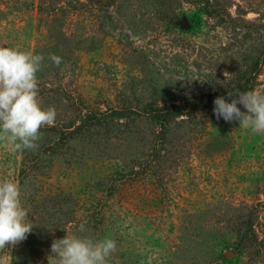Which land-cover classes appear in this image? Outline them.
Masks as SVG:
<instances>
[{"label":"rangeland","instance_id":"rangeland-1","mask_svg":"<svg viewBox=\"0 0 264 264\" xmlns=\"http://www.w3.org/2000/svg\"><path fill=\"white\" fill-rule=\"evenodd\" d=\"M42 1L0 0V47L44 57L37 98L56 111L36 149L0 143L33 225L0 264H49L67 234L113 239L107 264H264V134L213 113L244 78L264 92V0ZM169 104L189 114L152 115Z\"/></svg>","mask_w":264,"mask_h":264},{"label":"clouds","instance_id":"clouds-1","mask_svg":"<svg viewBox=\"0 0 264 264\" xmlns=\"http://www.w3.org/2000/svg\"><path fill=\"white\" fill-rule=\"evenodd\" d=\"M49 59L59 66L61 57L51 54ZM44 57L16 48L0 47V143L12 150H34L40 139V129L54 125V108L43 109L38 102L37 72ZM234 98L214 99L213 113L226 122L239 121L240 127L253 134H264V92H229ZM246 111H241L237 105ZM21 190L11 180L0 181V250L15 246L26 239L33 225L27 223V212L21 203ZM84 231V225L79 227ZM111 238L93 240L88 237L66 235L51 243L49 264H107L116 251Z\"/></svg>","mask_w":264,"mask_h":264},{"label":"trees","instance_id":"trees-1","mask_svg":"<svg viewBox=\"0 0 264 264\" xmlns=\"http://www.w3.org/2000/svg\"><path fill=\"white\" fill-rule=\"evenodd\" d=\"M53 1V0H52ZM49 2L51 4L55 5V2ZM64 1V0H63ZM67 1V0H65ZM71 1V2H69ZM116 2V0H113ZM188 2H194V3H198L200 4L203 10H205V12H208V7H217V5H220L219 0H187ZM38 7L40 8L43 4L44 1L42 0H38ZM67 2H69L71 4V6L74 8L75 13L80 14L83 11H85V8L87 6V1L86 0H68ZM94 4H100L102 2V0H93L92 1ZM66 3V2H65ZM259 63H264V48L263 50L258 54L257 58L253 61L254 67L257 66V64ZM255 74H258V70L254 71ZM253 76H249L247 78L242 79L241 81H238L233 88L234 90L237 91H249L252 89L253 87V82L251 81ZM212 100H203L202 102H199L198 100L195 101V104H192L191 107H193V109L199 107L201 104L204 105H211ZM189 109L188 106L185 105H181V104H169L168 106H161V107H157V108H153V112L152 115L160 121H164L166 120V118L169 115H187L189 114ZM161 123V122H160Z\"/></svg>","mask_w":264,"mask_h":264},{"label":"water","instance_id":"water-1","mask_svg":"<svg viewBox=\"0 0 264 264\" xmlns=\"http://www.w3.org/2000/svg\"><path fill=\"white\" fill-rule=\"evenodd\" d=\"M182 24H183V25H188L187 20H182ZM227 254H228L229 256H234V255H235V252H234L232 249H230V250H228Z\"/></svg>","mask_w":264,"mask_h":264}]
</instances>
